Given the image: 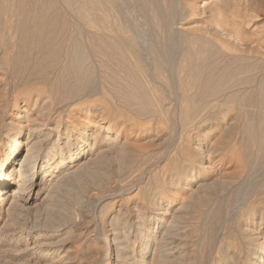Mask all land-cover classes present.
<instances>
[{"label": "rangeland", "instance_id": "1", "mask_svg": "<svg viewBox=\"0 0 264 264\" xmlns=\"http://www.w3.org/2000/svg\"><path fill=\"white\" fill-rule=\"evenodd\" d=\"M228 1L197 0L188 22L175 26L176 30L172 29V34L178 35L180 39L190 38L189 36L193 38V35L202 37L199 41H203L208 46L206 64L211 63L215 68L194 74L197 76L190 75L188 79L195 81V84L192 82L194 85L191 83L190 86L182 87L185 85L182 82L186 77L185 73L175 74L176 77L168 76V73L156 70L152 66L149 67L150 60L148 65L141 63V68L138 71L131 67L130 64L133 63L131 61L134 59L132 60L131 56L128 54V57L126 53L128 44L115 41L117 46L114 45V40H116L114 29H112L114 28L112 22L115 16L114 10L109 12L110 20L107 19L111 22L104 20L105 23L100 17L101 14L99 15V10H95L99 12L96 14L97 12L91 9L95 15L91 11L92 18H86L87 15L82 12L84 0H0V161L5 158L6 152H8V135L18 133L16 138L22 143L19 152L21 157L25 150L24 141L27 138L29 127L38 125L39 123L36 122H42L40 118L43 119L44 117L43 120L46 123L40 124L44 123L48 124V127L51 126L54 139L60 135L61 142L67 138V135H70V146H82V143L76 141L75 138L78 133L83 131L84 138L88 143V145L83 146L87 151L86 155L80 156L70 166L67 165L62 169L57 168L58 171L54 168L59 162V159L57 161V153L55 149L50 150V163L47 164L48 173L46 172L48 175L43 178L40 185L39 179L41 177L39 178L37 175L34 177L31 201L25 203L24 208L21 209L20 206L19 209L12 212H8L6 209L8 203L1 206L0 264H60L58 262L62 264H124V255L119 257V260L116 257L118 247L115 243V238L118 235L121 239L126 237L118 230L124 222H129L128 226H131L129 230L134 231V233L131 231L132 235L129 236V240H132L130 244L134 245L136 252L134 255L138 260L140 259L134 264L143 262V264H154L156 258L153 254L155 252L157 254V250L155 251L154 246H152L149 251H145V243L148 238L144 237L147 234H140L142 227L147 225L144 222L145 218L147 220V216L153 212L158 213L159 218L182 214L179 217L182 218L183 216L185 221L189 222L194 211L196 212L197 208H200L201 211V208L204 207L205 209L202 210L207 212L205 219L199 223L200 226L197 227L199 230L196 228L199 236L185 238L188 241L185 248V254L188 258L184 253L183 255H185L184 260L187 259L185 262L192 258V263L190 260L187 262L188 264H199V262L210 264L212 255L209 252L213 249L214 242L216 245L225 239L223 228H221L224 219L229 214H234L235 208L240 206L242 199H253L254 193L258 196V193L261 192L257 189L264 182V41H261V46L252 41L260 36V32L263 31L264 34V0H233L231 6ZM219 3L223 6L226 4L224 10L227 9L244 16L242 24L236 26L242 34L243 40L238 41L233 36L227 35L226 30H223L224 28L220 24H224L227 14H219L218 10H215ZM122 5L124 9L122 28L125 31H130L129 33L134 30L133 32H136H132L134 39L139 35L137 41L135 40L136 43H139L141 51H144L151 58L150 52L154 46L152 37L154 32L139 0H123ZM75 30L80 32L77 36H80V39L83 36L84 42V33L91 34L90 37L88 36L91 39L86 40H90L88 41L90 43H88L89 52L93 54L92 56L89 54L91 56L89 61L91 60L94 64L95 71L93 70V81L90 79L92 85L89 83V87L96 89L93 90L94 93L97 91L100 93H93L90 95L91 97L83 96V100L82 93L79 94L78 98L68 92L67 94H65L66 92L56 94L58 96L54 97L55 95L49 92V95L45 93L48 96L43 94L37 103L34 102L36 100L35 97L33 98L34 95H27V92L33 93L37 87L48 84L47 82L55 73V67L63 60L62 57L64 58L62 50L70 42L69 34L75 36ZM94 36H97V42L96 39H92ZM119 44H123L122 47L124 46L125 49L121 47V50ZM95 50L99 54H96ZM117 50H121L125 56L118 55L121 52H117ZM102 51L105 56H100ZM116 58L118 59L116 60ZM225 60L228 62L227 64H225ZM56 63L58 64L56 65ZM224 64H229L226 67L227 70L216 68V66H223ZM100 66L101 68H99ZM182 76L183 79H181ZM88 82L86 80V83ZM95 86L96 88H94ZM60 94L66 95L67 104L72 106L67 105V101L65 98L64 101L63 95L61 97ZM125 94L132 96L133 101L129 100L132 99L129 96L128 102L126 100L128 96ZM225 94H229V98L218 107L219 103L217 104V101L213 99ZM94 95H98L97 98ZM139 95L143 96L139 97ZM54 98L58 99L61 104ZM112 98H114L113 101ZM43 99L47 101L45 100V102ZM148 99L150 102H147ZM214 101L215 103H213ZM110 102L111 104L114 102L115 108L118 106L119 109L120 107V115L113 120L117 126H114V133L120 130V140L116 143L117 145L115 144L116 146L96 144L92 148L94 140L91 133L96 129V125L101 122L100 118L103 112H108L111 109ZM82 103H84L83 108ZM46 105L49 106L48 109L43 107ZM77 105L78 108H76ZM113 105L112 108L114 109ZM212 105L214 107L216 105V108ZM73 107L75 108L73 109ZM87 109L91 114L90 122L85 119ZM218 109L222 111L219 116L216 113ZM27 114L31 115L32 118L35 117L34 121L36 122H30L31 124L29 121L27 122L25 117ZM21 115L24 116L21 117ZM36 116H38L37 119ZM220 131L223 135L219 133ZM104 132L103 128L99 129L100 134ZM220 134L222 137H219ZM215 136L223 140L219 141L220 139L218 140ZM44 153L42 157L46 155L47 151ZM19 156L17 161L20 159ZM42 159H39L40 163ZM41 165H38L36 170L41 169ZM184 165L189 167L187 181H182L180 184L175 183V186L172 182L174 179L172 176L176 175L174 171L179 170ZM97 167L104 169L100 171ZM53 169L55 172L51 175ZM70 169L72 171H69ZM93 170L96 171V178L94 179L87 176V173L93 172ZM64 171L65 173L68 172L63 174ZM59 176L63 177L60 178ZM91 180L97 182L91 183ZM84 183L86 185H83ZM171 186L177 189H172ZM221 187L224 188L221 189ZM218 188L223 191H221L222 195ZM217 189L218 192H216ZM207 194L208 196H206ZM180 200L195 204V208L193 205H188L190 209L186 206L182 209V204L185 202ZM200 200L203 202L202 204ZM178 203L181 204H179L181 210ZM202 205L203 207H197ZM206 206L209 210H206ZM163 208L166 210V214H162ZM176 208H178L177 213ZM182 210L190 211L187 213L192 215L184 214L186 218ZM137 215L143 216H139L137 220ZM232 216H229V221H227L230 225L233 224L235 229L247 228L246 224L235 221ZM230 217H232V222ZM206 219L208 221H205ZM159 224L161 223L159 222ZM215 228L216 230H214ZM218 238L220 239L218 240ZM196 240L199 241V243L196 242L197 245L194 244ZM192 241L194 242L192 243ZM188 246H190L189 252L187 251ZM191 246L195 247L192 249ZM194 250L195 254L192 253ZM47 252H53V254L48 256ZM193 254L194 256L198 255L193 258ZM206 254L208 258L205 257ZM152 256L155 258H153L154 261L150 259ZM56 258H61V261ZM196 258H199V262Z\"/></svg>", "mask_w": 264, "mask_h": 264}, {"label": "bare ground", "instance_id": "2", "mask_svg": "<svg viewBox=\"0 0 264 264\" xmlns=\"http://www.w3.org/2000/svg\"><path fill=\"white\" fill-rule=\"evenodd\" d=\"M130 1V0H129ZM233 0H229L228 1V4H233L232 3ZM122 2L123 0H84V6L82 7V12L87 15L86 18L89 19V17L92 18L91 16V11H95V10H99V12H97L96 14L99 13L100 17H102L103 21L104 20H110L109 16V12H112L111 10H114V18L112 19V22L114 24V33H115V41L117 42H125L126 44H128V47L127 48V55L129 54L132 58L133 62L131 67L133 69H137L136 71H138V69L141 68L140 64L143 63V65L147 64L148 65V61L150 60L151 64H149L148 66L149 67H155L156 70H160L162 72H165V73H168L169 75L168 76H174L176 77V75L178 74H184L186 75L185 79L182 81L183 83H185V85H181L182 87L188 85L190 86L191 83L193 81H190L188 79V77L190 75H194L196 73H201V72H204L205 70H209V69H215L213 68L214 65L211 64V63H208L206 64V59H207V56H208V50H207V45L202 41H199L200 38L202 37H198L197 35H193V38H191V36H189L190 38H183V39H180L179 36L176 34H172L173 31L172 29L174 30L179 24H184L186 22H188L189 18H190V13H192L194 11V8H195V5L197 4V0H139V3L141 5V8L143 9L145 15L147 16V19H148V22L150 23L151 25V29H153V32H154V36L153 39H154V46L151 50V58H149V56H147V54L144 53V51H141V48L139 47V43H136V39H134V37L132 36V32L134 31H131V33H129L130 31H125L123 28H122V24L124 23V19H123V5H122ZM225 2V1H224ZM227 3V2H226ZM225 4V3H224ZM226 5V4H225ZM224 5V6H225ZM221 3L218 4V6L216 7L215 10H218V13L219 14H224L226 13L224 16L226 17L225 18V22L224 24H220L224 29L223 30H226L225 33H227V35H231L233 36L234 38H236L238 41L240 40H243V36L242 34L238 31L237 27L236 26H240L244 20V16L240 15L239 13L237 12H230L228 11L227 9L224 10L223 8H225ZM228 7V6H227ZM92 9V10H91ZM105 10V11H104ZM81 11V10H80ZM90 11V12H89ZM92 11V13H93ZM102 11V13H101ZM81 12V13H82ZM95 12L93 13L95 15ZM228 12V13H227ZM192 15V14H191ZM84 17V16H83ZM81 18V17H80ZM87 19V20H88ZM107 20V21H108ZM105 22V21H104ZM108 22H111V21H108ZM123 22V23H122ZM130 22V21H129ZM106 23V22H105ZM122 23V24H121ZM103 24V23H102ZM101 24V25H102ZM132 24V23H131ZM77 25V24H76ZM110 25V24H109ZM122 25V26H121ZM133 25V24H132ZM82 27V26H81ZM96 27V26H95ZM99 27V26H98ZM101 27V26H100ZM112 27V26H111ZM102 28V27H101ZM100 28V29H101ZM109 28V27H108ZM77 29H78V25H77ZM104 29V27H103ZM74 30V29H73ZM85 30V29H83ZM108 30V29H107ZM176 30V29H175ZM77 30H75L74 34H76L75 36L74 35H70V37L68 38L69 39V44L67 46H64V50H62L63 52V55H64V58L62 57V61H60V64L56 63V65L58 64L57 67H55V73H53V77L49 80V82H47L46 86H43V87H35V91L32 93H28L27 92V95L30 94L31 96H33V98L35 97V101L37 103L38 99H41L43 94L47 93L48 95L50 93H53L55 96L54 97H57L56 94H59V93H63V92H66L65 94H67V92L70 94V95H74L76 97L79 98V94L82 93L81 97H87V96H90L91 94L93 95V90H96V89H93V88H90L89 87V83H91L92 85V73H93V70H94V64L92 63V61L90 60L89 61V58L92 56V54H90L89 52V46H88V41L90 40H86V39H91V38H88V36L90 37L91 34H87L84 33V40L85 42L83 41V36H82V39H80V36H77L79 35L78 32H76ZM80 31V30H79ZM86 31V30H85ZM89 31V30H88ZM100 31V30H99ZM103 31V30H102ZM109 31V30H108ZM83 32V31H82ZM106 32V31H105ZM224 32V31H223ZM70 33H72L70 31ZM90 33V32H89ZM102 33V32H101ZM112 33V31H111ZM133 33H136V32H133ZM151 33V32H150ZM103 34V33H102ZM138 34V33H137ZM178 34V33H177ZM94 35V34H93ZM97 35V34H96ZM108 35V34H107ZM201 35V34H199ZM98 36V35H97ZM97 36H94V38L92 37V39H96V42H97ZM105 36V35H104ZM103 36V37H104ZM195 36V37H194ZM106 37V36H105ZM113 37V36H112ZM181 37V36H180ZM67 38V37H66ZM110 38V37H109ZM64 39V38H63ZM62 39V40H63ZM151 39V38H150ZM98 40H101V39H98ZM109 40V39H108ZM136 40V41H135ZM264 41V34H263V31L260 32V36L254 38L252 41L257 43L258 45H260L261 41ZM83 41V42H82ZM67 42V41H66ZM100 42V41H98ZM104 42V40H103ZM152 42V41H151ZM152 42V43H153ZM113 43V42H112ZM63 44V43H62ZM90 44V43H89ZM93 44V43H92ZM98 44V43H97ZM100 44V43H99ZM110 44V43H109ZM108 44V45H109ZM95 45V44H93ZM104 45V44H103ZM114 45H116V42L114 43ZM120 45V44H119ZM123 45V44H122ZM122 45H120V49L122 50V48H124V46L122 47ZM262 45V44H261ZM260 45V46H261ZM112 46V44H111ZM117 46V45H116ZM106 47V46H105ZM110 47V46H109ZM122 47V48H121ZM94 48V47H93ZM99 49V47H97ZM108 48V47H107ZM115 48V46H114ZM117 48V47H116ZM96 49V48H94ZM93 49V50H94ZM125 49V48H124ZM116 50V49H115ZM121 50H117L121 52ZM150 50V49H149ZM90 51H91V48H90ZM96 51V50H95ZM100 51V49H99ZM107 51V50H106ZM112 51V50H111ZM110 51V52H111ZM93 52V51H92ZM101 52V51H100ZM125 52V51H124ZM123 52V53H124ZM96 54L98 53V51L95 52ZM104 52L102 51V54ZM148 53V52H147ZM91 56H90V55ZM99 54V53H98ZM100 54V56H105V53L102 55ZM62 55V54H61ZM116 55V53H115ZM118 55H124L121 53H118ZM117 55V57H119ZM128 55V57H129ZM230 55V54H228ZM125 56V55H124ZM95 57V56H94ZM98 57V56H97ZM123 57V56H122ZM122 57H121V62H122ZM232 57V56H231ZM235 57V56H233ZM60 58V56H59ZM111 58V57H110ZM124 58V57H123ZM130 58V60H131ZM56 59V58H55ZM91 59V58H90ZM95 59V58H94ZM118 58H116L117 60ZM126 60V58H124ZM216 59V58H215ZM59 60V59H57ZM115 60V61H116ZM226 61V60H225ZM224 61V62H225ZM231 61V60H230ZM57 62V61H56ZM112 62V61H111ZM117 62V61H116ZM129 62V63H131ZM213 62V61H212ZM228 62L226 61L225 64H227ZM231 63V62H230ZM104 64V63H103ZM120 64V63H118ZM123 64V63H122ZM127 64V63H126ZM223 65V66H216L217 69L219 68H223V70H227L226 67L229 66L228 65ZM53 65V64H52ZM99 65V64H98ZM106 65V64H104ZM109 65V64H108ZM142 65V66H143ZM103 66V65H102ZM110 67V66H109ZM127 67V66H125ZM130 67V68H131ZM144 67V66H143ZM52 68V66H51ZM101 68V66L99 67ZM120 68V66H119ZM123 68V67H122ZM131 68V69H132ZM129 69V68H127ZM130 69V70H131ZM154 69V68H153ZM103 70V69H102ZM120 70V69H119ZM122 70V69H121ZM125 70V69H124ZM53 71V70H52ZM95 71V70H94ZM110 71V70H109ZM108 71V72H109ZM127 71V70H126ZM51 72V71H50ZM105 72V71H104ZM111 72V71H110ZM52 73V72H51ZM95 73V72H94ZM50 74V73H49ZM156 74V73H155ZM160 74V73H158ZM164 74V73H163ZM162 74V75H163ZM176 74V75H175ZM97 75V73H96ZM95 75V76H96ZM166 75V74H165ZM48 76V75H47ZM161 76V74H160ZM194 76H197V75H194ZM193 76V77H194ZM164 77H167V76H164ZM170 77V78H171ZM173 77V78H174ZM192 77V78H193ZM102 78V77H101ZM105 78V77H103ZM159 78V77H158ZM169 78V77H167ZM169 78V79H170ZM197 78V77H195ZM44 79V78H43ZM46 79V78H45ZM90 79H92V81L90 82ZM96 79V78H95ZM98 79V78H97ZM108 79V78H107ZM127 79V78H126ZM183 79V76L182 78ZM86 80H88L89 82L86 83ZM100 80V79H99ZM162 80V79H161ZM176 80V79H175ZM48 81V80H47ZM178 81V80H177ZM176 81V83H177ZM181 81V80H179ZM105 82V81H104ZM162 82V81H161ZM107 83V82H106ZM113 83V82H111ZM117 83V82H116ZM115 83V84H116ZM195 84V81L193 82ZM192 83V84H193ZM127 84V83H126ZM193 84V85H194ZM198 84V82H197ZM29 85H32V84H29ZM28 85V86H29ZM36 85V84H35ZM40 85V84H39ZM38 85V86H39ZM96 85V84H95ZM106 85V84H105ZM27 86V87H28ZM150 86V85H149ZM239 86V85H238ZM124 87V86H123ZM126 87V86H125ZM192 87V86H191ZM21 88V87H20ZM23 88V87H22ZM89 88V89H88ZM96 88V86L94 87ZM145 88V87H144ZM31 89V88H30ZM28 89V90H30ZM122 89V88H121ZM153 89V88H152ZM179 89V88H178ZM185 89V88H184ZM22 90V89H21ZM20 90V91H21ZM34 90V89H33ZM98 90V89H97ZM131 90V89H130ZM18 91V90H17ZM25 91V90H23ZM124 91V90H123ZM50 92V93H49ZM99 92V91H97ZM96 92V93H97ZM194 92V91H193ZM22 93V91H21ZM94 93V94H96ZM100 93V92H99ZM118 93V92H117ZM121 93V92H120ZM134 93V92H132ZM137 93V92H135ZM23 94V93H22ZM26 94V93H25ZM45 94V96L47 95ZM52 94V96H53ZM68 94V95H69ZM128 94V93H127ZM130 94V93H129ZM139 94V93H138ZM138 94H135V95H138ZM232 94V93H231ZM47 95V96H48ZM61 95V94H60ZM63 95V97H62ZM61 97L65 98L66 95L62 94ZM99 95V94H98ZM97 95V96H98ZM118 95V94H117ZM121 95V94H119ZM126 95V94H125ZM132 95V94H131ZM186 95V94H185ZM52 96H49V97H52ZM96 96V95H94ZM96 96V98H97ZM102 96V95H101ZM124 96V95H123ZM128 96L127 97V101H128V98H132V99H129V100H132L133 101V97L130 96V95H126ZM130 96V97H129ZM143 96V95H141ZM139 95V97H141ZM30 97V96H29ZM28 97V98H29ZM60 97V96H59ZM84 97H83V100H84ZM91 97V96H90ZM125 97V96H124ZM138 97V96H137ZM46 98V97H45ZM67 98V97H66ZM65 98V100H66ZM121 98V97H120ZM126 98V97H125ZM143 98V97H142ZM148 98V97H146ZM170 98V97H169ZM229 98V94H225L223 96H217L215 97L213 100L217 101L216 103L218 105V107H220V104H222L223 102H225V100H227ZM48 99V98H47ZM52 99V98H51ZM56 99V98H54ZM71 99V98H70ZM81 99V98H80ZM78 99V100H80ZM99 99V98H98ZM97 99V100H98ZM104 99V98H103ZM114 98H112V101H113ZM123 99V98H122ZM121 99V100H122ZM140 99V98H139ZM150 99V98H149ZM148 99L147 102H150ZM188 99V98H187ZM46 100V99H45ZM43 99V101H45ZM58 101V103H60V101L58 99H56ZM64 100V101H65ZM68 100H69V97H68ZM73 100V99H72ZM95 100V98H94ZM111 100V99H110ZM124 100V99H123ZM126 100H124L126 102ZM152 100V99H151ZM43 101H41L43 103ZM47 101V100H46ZM45 101V102H46ZM56 101V102H57ZM67 101V100H66ZM74 101V100H73ZM75 101H76V98H75ZM74 101V102H75ZM120 101V100H119ZM137 101L139 102V100L137 99ZM200 101V100H199ZM206 101V100H205ZM212 101V99H211ZM215 101L213 103H215ZM55 102V103H56ZM63 102V101H62ZM72 102V101H71ZM78 103V101H76ZM75 102V103H76ZM96 102V101H95ZM102 102V101H101ZM109 102V101H108ZM115 102V101H114ZM114 102H112L114 104ZM129 102V101H128ZM135 102V101H134ZM144 102V101H143ZM158 102V101H157ZM209 102V101H208ZM41 103V105H42ZM53 103V102H52ZM51 103V104H52ZM64 103V102H63ZM68 103V101L66 102V104ZM70 103V102H69ZM76 103V104H77ZM87 103V102H86ZM212 102H210V104H213ZM44 104V103H43ZM54 104V103H53ZM61 104V103H60ZM65 104V103H64ZM74 104V103H73ZM109 104V103H107ZM111 104V102H110ZM111 104V109L107 106V108H109L110 110L107 112H103V114L101 115V118H100V123L98 125H96V129L91 133V137H93V146L92 148H94L96 146V144H104V145H115L116 143L119 142L120 140V136L121 134L119 133V131L117 133H114V126H116V122H114L113 120L116 119L118 117V115H120L119 113V110H120V107L118 109V106L117 108L114 107V105ZM134 104V103H133ZM139 104V103H138ZM148 104V103H147ZM152 104V103H151ZM156 104V103H155ZM209 104V105H210ZM55 105V104H54ZM57 105V103H56ZM67 105H71V104H67ZM86 105V104H85ZM104 105V104H103ZM112 105L114 107V109L112 108ZM154 105V104H153ZM158 105V104H157ZM72 106V105H71ZM84 106V103H82V108ZM123 106V105H122ZM131 106V105H129ZM201 106V105H200ZM213 106V105H212ZM34 107V106H33ZM42 107V106H40ZM43 107H47L46 106H43ZM55 107V106H54ZM80 107V106H79ZM125 107V106H124ZM123 107V108H124ZM163 107V106H162ZM214 107V106H213ZM217 107V108H218ZM35 108V107H34ZM45 108V109H46ZM61 108V107H59ZM65 108V107H64ZM70 108V106H69ZM75 107H73L74 109ZM78 108V105L77 107ZM122 108V110H123ZM209 108V107H208ZM216 108V105L215 107ZM53 109V108H52ZM72 109V108H71ZM104 109V108H102ZM114 112H113V110ZM158 109V108H157ZM232 109V108H231ZM40 110V109H39ZM37 110V111H39ZM58 110V109H57ZM61 110V109H60ZM107 110V109H106ZM72 111V110H71ZM70 111V112H71ZM74 111V110H73ZM72 111V112H73ZM167 111V110H166ZM216 111V110H215ZM228 111V110H226ZM62 112V111H61ZM124 112V111H123ZM213 112V111H212ZM222 111H220L219 109L217 110V115L219 116L220 113ZM25 113V112H24ZM39 113H41L39 111ZM51 113V112H50ZM114 113V114H113ZM122 113V112H121ZM141 113V112H140ZM26 114V113H25ZM30 114V113H29ZM27 114L25 117L27 119V122L29 121V123H33V122H36L34 121L35 117L32 118L31 115ZM34 114V113H33ZM43 114V113H42ZM45 114V113H44ZM43 114V115H44ZM62 114V113H61ZM113 114V116H112ZM125 114V113H124ZM131 114V113H130ZM210 114H212L210 112ZM228 114V113H227ZM41 115V114H39ZM207 115V114H206ZM24 116V115H21V117ZM42 116V115H41ZM52 116V115H50ZM77 116V115H76ZM209 116V115H208ZM38 116H36V119H37ZM44 117V116H42ZM57 117V116H56ZM67 117V116H66ZM70 117V116H69ZM127 117V116H126ZM198 117V116H197ZM214 117V116H212ZM45 118V117H44ZM43 118V119H44ZM49 118V117H48ZM59 118V117H57ZM84 118V117H82ZM25 119V121H26ZM39 119V118H38ZM42 120V122H44V120L42 118H40ZM47 119V118H46ZM61 119V118H60ZM87 120V122H90L91 121V114L89 113L88 109H87V116L85 118ZM128 119V118H127ZM200 119V118H199ZM48 120V119H47ZM50 120V119H49ZM130 120V119H129ZM127 120V121H129ZM139 120V119H138ZM198 120V119H197ZM219 120H220V117H219ZM40 121V120H39ZM46 121V120H45ZM60 121V120H58ZM124 121V120H123ZM42 122H36V123H39L38 125H31L29 127V130H28V135H27V140L25 139L24 141V144H25V150L23 151V153L21 154V157L19 156V152H20V145L22 143H20L19 140H17V134L18 133H10L8 135V143H9V146H8V152H6L7 154L5 155V158H3L1 161H0V208L1 206L5 205V204H9L8 207H6L7 211L8 212H12V211H16L17 209L20 208L21 206V209L23 207V205L25 203H28L29 201H31V198H32V186L34 185L33 183V180H34V177L37 175V177H41V179H39L40 183L39 185L41 184V181L43 180L44 177H46L48 174H46V172L48 173V170H47V164H49V159H50V155H51V152L50 150L52 149H55L56 153H57V161L59 159V162L57 163V165H55V170L58 169H62L64 168L65 166H70L72 163L74 164V162H76L78 160V158L80 156H83L87 151L85 150V148L83 147L84 145H88V143L86 142L85 138H84V133L83 131L81 133H78L77 137L75 138L76 141L78 142H81L82 143V146H78V145H75V146H70V141H69V136L67 135V138H63L64 141H61L60 142V135L54 139V137L52 136V132L51 130L53 131V129H51L49 126L48 127V124H44L46 122H44L43 124H40ZM56 122V121H55ZM126 122V120H125ZM131 122V120H130ZM26 123V122H25ZM30 123V124H31ZM127 123V122H126ZM27 124V123H26ZM29 124V125H30ZM35 124V123H34ZM71 124V123H70ZM96 124V123H95ZM141 124V123H140ZM226 124V123H225ZM128 125V124H127ZM126 125V126H127ZM57 126H60V125H57ZM56 126V127H57ZM130 126V125H129ZM132 126V124H131ZM227 126V125H226ZM55 127V128H56ZM84 127V126H83ZM117 127V126H116ZM54 128V129H55ZM82 128V127H81ZM86 128V127H85ZM105 131L104 133L100 134L99 133V129H102ZM49 129V130H48ZM57 129V128H56ZM68 130V129H67ZM80 131V130H79ZM78 131V132H79ZM131 131V130H130ZM211 131V130H210ZM56 132V131H55ZM125 133V132H124ZM187 133V132H186ZM208 133V132H207ZM219 133L222 134V132L220 131ZM219 135V137L222 135ZM63 135V134H61ZM126 135V134H125ZM128 136V135H127ZM225 136V135H224ZM66 137V136H64ZM216 137V136H215ZM122 138V137H121ZM217 138V137H216ZM224 138V137H223ZM126 139V138H125ZM218 139V138H217ZM220 139V138H219ZM218 139V140H219ZM226 139V138H224ZM223 140L222 138L219 140L221 141ZM227 140V139H226ZM217 142V141H215ZM77 143V142H76ZM220 143V142H219ZM222 143V142H221ZM92 144V143H91ZM216 144V143H215ZM229 144V143H228ZM117 145V144H116ZM115 145V146H116ZM218 145V144H217ZM221 145V144H220ZM22 146V145H21ZM119 146V145H118ZM123 146V145H122ZM234 146V145H233ZM232 146V147H233ZM217 147V146H216ZM219 147V146H218ZM227 147V146H226ZM231 147V149H232ZM230 148V147H229ZM97 149V148H96ZM99 149V148H98ZM219 149V148H218ZM222 149V148H221ZM226 149V148H224ZM236 149V148H234ZM47 151L46 155L42 157V154ZM92 151V150H91ZM182 151V150H181ZM184 151V150H183ZM224 151V150H223ZM238 151V150H237ZM102 152V151H101ZM216 152V151H215ZM225 152V151H224ZM234 152V151H233ZM97 153V152H96ZM210 153V152H209ZM213 153V152H212ZM45 154V153H44ZM86 155V154H85ZM233 155V154H232ZM20 157V159H18L17 161V157ZM91 156V155H89ZM185 156V155H184ZM229 156V155H228ZM235 156V155H234ZM88 157V156H87ZM224 157V156H223ZM231 158V156H229ZM228 157V158H229ZM40 158H43L42 159V162L40 163ZM180 158V157H179ZM233 159V157H232ZM237 160V158H236ZM239 160V159H238ZM84 161V160H83ZM86 161V159H85ZM241 161V160H240ZM49 162V163H48ZM239 162V161H238ZM182 163V162H181ZM240 163V162H239ZM41 165V169H37V166L38 165ZM82 164V163H81ZM190 164V163H189ZM79 165V164H78ZM246 165V164H245ZM87 166V165H86ZM85 166V167H86ZM75 167V166H74ZM99 167L102 168L101 165H99ZM251 167V166H250ZM93 168V167H92ZM91 168V169H92ZM95 168V167H94ZM101 168H98L100 171L103 170ZM172 168V167H171ZM188 166L187 165H184L183 167L176 169V171H174L176 173L175 176H172L174 179H172L173 183H177V184H180L182 181H185L187 179V177L189 176V173H187V170H188ZM76 169V168H75ZM191 169V168H190ZM245 169V167H244ZM55 170H51V175L55 172ZM58 171V170H57ZM69 171H72L71 169ZM106 171V170H105ZM68 172V171H67ZM66 172V173H67ZM88 172V171H87ZM62 173V172H61ZM65 173V171L63 172V174ZM65 173V174H66ZM102 173V172H100ZM104 173V172H103ZM165 173V172H164ZM49 174V175H50ZM174 174V173H172ZM242 174V173H241ZM62 175V174H61ZM83 175V174H82ZM66 176V175H65ZM64 176V177H65ZM87 176L89 178H96V171L93 170V172H89L87 173ZM98 176V175H97ZM104 176V175H103ZM60 177V176H59ZM63 177V176H61ZM60 177V178H61ZM79 178V177H78ZM77 178V181L79 180ZM109 178V177H108ZM263 178V177H262ZM38 179V178H37ZM81 179V178H80ZM100 179V178H99ZM57 180V179H56ZM60 180V179H59ZM98 180V179H97ZM101 180H102V177H101ZM106 180V179H105ZM109 180V179H108ZM62 181V180H61ZM76 181V182H77ZM86 181V180H85ZM89 181V180H88ZM87 181V182H88ZM93 183V181L95 180H91ZM100 181V180H99ZM167 181V180H166ZM187 181V180H186ZM185 181V182H186ZM236 181V180H235ZM57 182V181H56ZM81 183V181H79ZM78 182V184H80ZM90 182V181H89ZM97 182V181H95ZM190 182V181H189ZM61 183V182H60ZM101 183V181L99 182ZM170 183V182H169ZM201 183V182H200ZM226 183V182H224ZM232 183V182H231ZM262 183V182H261ZM259 183V184H261ZM98 184V183H96ZM172 184V183H170ZM52 185V184H50ZM57 185V184H56ZM55 185V186H56ZM82 185V184H81ZM83 185H86V183H84ZM165 185V184H164ZM168 185V184H167ZM186 185V184H185ZM212 185V184H211ZM214 185V184H213ZM229 185V184H228ZM79 186V185H78ZM98 186V185H97ZM169 186V185H168ZM167 186V187H168ZM176 186V184H175ZM178 186V185H177ZM197 186V185H196ZM257 186V185H256ZM50 187V186H49ZM172 189H177L176 187L173 188V186H171ZM212 187V186H211ZM229 187V186H228ZM227 187V188H228ZM258 187V186H257ZM54 188V187H52ZM56 188V187H55ZM84 188V187H83ZM82 188V189H83ZM170 188V187H169ZM197 188V187H196ZM215 188V187H214ZM224 188V187H223ZM221 187V189H223ZM226 188V187H225ZM181 189V188H180ZM220 189V188H218ZM216 190V192H218L219 190ZM220 189V192L221 195L223 194L222 190ZM34 190V189H33ZM48 190V189H47ZM55 190V189H54ZM141 190V188H140ZM170 190V189H169ZM179 190V189H178ZM198 190V188H197ZM228 190V189H226ZM256 190V189H255ZM258 191H260L261 193H258V196H256V193H254L253 195V199H242L241 203H240V206L235 208L236 210L234 211V214H229L228 217H226L223 221V224H222V227L223 228V234H224V240L218 244L215 245V242H214V247L213 249L210 250V255L211 256V260L209 261L210 264H264V182L263 184L260 185V187L257 189ZM52 191V190H51ZM103 191V190H102ZM166 191V190H165ZM172 191V190H171ZM222 191V192H221ZM225 191V190H224ZM230 191V190H229ZM49 192V190H48ZM202 192V191H201ZM209 192V191H207ZM138 193V191H137ZM172 193V192H171ZM175 193V191H174ZM198 193V192H197ZM200 193V192H199ZM155 194V193H154ZM216 194V193H215ZM49 195V194H48ZM179 195V194H177ZM198 195V194H197ZM203 195V194H202ZM216 195H220V194H216ZM220 195V196H221ZM227 195V194H226ZM149 196V195H148ZM208 196V194L206 195ZM223 197V196H222ZM221 197V198H222ZM247 197V196H245ZM185 198V197H184ZM190 198V197H189ZM199 198V196H198ZM201 198V197H200ZM81 200V199H80ZM79 200V201H80ZM185 200V199H184ZM184 200H180V201H184ZM193 200V199H192ZM197 200V199H196ZM210 200V199H209ZM208 200V201H209ZM201 201V200H200ZM207 201V200H206ZM170 202V201H169ZM174 202V201H173ZM172 202V203H173ZM185 202V201H184ZM195 202V201H194ZM182 203V202H181ZM187 205H186V204ZM182 204V209L185 208H188L190 209L189 207L193 204H191L190 202H185ZM190 203V204H189ZM203 202L201 201V204ZM214 203V202H213ZM150 204V203H149ZM159 204V203H158ZM180 203H178L179 205ZM200 204V205H201ZM171 205V204H170ZM181 205V204H180ZM179 205V206H180ZM190 205V206H188ZM26 206V205H25ZM194 208H195V204L193 205ZM192 206V207H193ZM163 207V206H162ZM161 207V208H162ZM172 207V206H171ZM178 207V206H177ZM197 207H203L202 206H197ZM24 208V207H23ZM27 208V206L25 207ZM146 208V207H145ZM166 208V207H165ZM170 208V207H169ZM181 208V206L179 207V209ZM207 208V206H206ZM65 209V208H64ZM152 209V208H150ZM198 209V208H197ZM196 209V212L194 211L193 215L190 214V213H187V212H190V211H183V215H187V214H190L192 215L193 217H191V221L187 222V220L185 221V219L179 216H181V212L179 216H177L178 214H174V215H171V216H167V217H161L159 218L158 216V213H154L153 214H150L147 216V220L145 218V223L147 224L146 226L144 225V227H142V229L140 230V234H147L145 235L144 238H148L147 239V242L145 243V251H149L151 249L152 246H154L155 248V251L157 250V254L156 252L153 254L155 255V258L152 256L150 259L152 260L153 258V261H154V264H184V263H187L190 262L192 263V258L189 259V261H186L187 259L184 260V256L187 254H185V248L187 246V242L186 241V237L189 236V238L191 237H196L198 234L196 232V228L199 227V223H201V220L205 219V211H203L205 209L204 208H201V211L198 209L197 211ZM203 209V210H202ZM211 209V208H210ZM27 210V209H26ZM163 212L162 214H166V210L163 208ZM174 210V209H173ZM172 210V211H173ZM178 211V208L175 209V211ZM181 210V209H180ZM187 210V209H185ZM195 210V209H193ZM206 210H209V208H207ZM232 210V209H231ZM56 211V210H55ZM174 211V212H175ZM176 211V213H177ZM192 211V209H191ZM0 212H2V210L0 209ZM5 212V211H4ZM3 212V213H4ZM6 212V213H8ZM138 212V211H137ZM142 212V211H141ZM186 212V213H185ZM193 212V211H192ZM14 213V212H13ZM19 213V212H18ZM62 213V212H61ZM168 213V212H167ZM173 213V212H171ZM66 214V213H65ZM209 214V213H208ZM9 215V213H8ZM63 215V214H62ZM169 215V214H168ZM184 215V216H185ZM189 215V216H190ZM225 215V214H224ZM139 216H143V215H137V220L139 218ZM209 216V215H208ZM207 216V217H208ZM229 216H232L233 219L235 221H238L240 223H244V225L246 224L247 225V228H243V229H235L233 224H229L227 221ZM115 217V216H114ZM145 217V216H144ZM186 217V216H185ZM206 217V218H207ZM232 217H230V221L232 220ZM62 218V217H60ZM117 218V217H116ZM126 218V217H125ZM187 218V217H186ZM112 219V218H111ZM123 219V218H122ZM140 220V219H139ZM143 220V219H142ZM141 220V221H142ZM190 220V219H189ZM112 221V220H110ZM205 221H208L207 219ZM51 222V221H50ZM131 222V221H130ZM136 222V221H135ZM139 222V221H138ZM137 222V223H138ZM159 222L161 224H159ZM232 222V221H231ZM230 222V223H231ZM111 223V222H110ZM114 223V222H113ZM136 223V224H137ZM140 223V222H139ZM138 223V224H139ZM204 223V222H203ZM202 223V224H203ZM238 223V224H240ZM123 224V222H122ZM129 222H124V224L121 226V225H118V226H121L119 227L118 230H120L121 234H125L126 237H124L123 239H121L119 237V235L115 238V244H114L118 247V251H117V255L116 257H118V260L120 259L119 257H122L123 255V258L125 260V263L124 264H134L136 263L137 261H139L137 259V257L134 255L135 252V249H134V245L132 246V244H130V241L132 240H129V236L132 235L131 231H133L131 229V231L129 230L131 226H128ZM131 224V223H130ZM142 224V223H141ZM214 224V223H213ZM114 225V224H113ZM140 225V224H139ZM143 225V224H142ZM199 225V226H198ZM208 225V224H206ZM241 225V224H240ZM5 226V225H4ZM136 226V225H135ZM134 226V227H135ZM202 227V226H201ZM236 227V226H235ZM7 228V227H6ZM138 228V227H137ZM140 228V227H139ZM235 231H234V229ZM239 228V227H237ZM117 229V228H116ZM205 229V228H204ZM138 230V229H137ZM145 230V231H144ZM197 230H199V228H197ZM216 230V228L214 229ZM232 230V231H231ZM237 230V231H236ZM202 231V230H201ZM200 231V232H201ZM207 231V230H206ZM136 232V230H135ZM209 232V231H208ZM1 233V232H0ZM134 233V231H133ZM138 233V232H136ZM135 233V234H136ZM196 233V234H195ZM199 233V231H198ZM222 232L220 231V234ZM222 235V234H221ZM220 235V236H221ZM144 236V235H143ZM147 236V237H146ZM160 236V237H159ZM199 236V235H198ZM216 236V235H215ZM219 236V235H218ZM217 236V237H218ZM139 237V236H138ZM216 237V238H217ZM223 237V236H222ZM136 238V236H135ZM221 238V237H220ZM218 238V240L220 239ZM2 238H0L1 240ZM201 239V238H200ZM214 239V238H213ZM114 240V239H113ZM199 240V239H198ZM212 241V240H211ZM40 242V241H39ZM42 242V241H41ZM46 242V241H45ZM194 241H192L193 243ZM197 240L194 242V244H196ZM206 242V241H205ZM50 243V242H49ZM190 243V242H189ZM188 243V244H189ZM199 243V241L197 242ZM217 243V242H216ZM37 244V243H36ZM51 244V243H50ZM142 244V243H141ZM211 244V243H210ZM38 245V244H37ZM49 245V244H48ZM193 245V244H192ZM197 245V244H196ZM195 245V246H196ZM206 245V244H205ZM55 246V245H54ZM194 246V247H195ZM209 246V245H208ZM213 246V245H212ZM189 247L188 246V249L187 251L189 250ZM193 246H191L192 248ZM193 247V248H194ZM199 247V245H198ZM56 248V247H55ZM140 248V247H139ZM142 248V247H141ZM192 248V249H193ZM154 250V249H153ZM48 251V250H47ZM55 251V250H54ZM53 251V252H54ZM129 251V253H128ZM186 251V252H187ZM190 251V250H189ZM188 251V252H189ZM192 251V250H191ZM53 252H50L48 254V256H50L51 254H53ZM154 252V251H153ZM46 253V252H45ZM62 253V252H61ZM183 253L185 255H183ZM195 254V250L192 252ZM209 253L207 252V254L209 255ZM194 254L192 255L193 258L198 255L196 254L194 256ZM207 254H206V258L207 257ZM60 255V254H59ZM152 255V254H151ZM183 256V257H182ZM191 256V255H190ZM59 257V256H57ZM197 257V256H196ZM141 258V257H140ZM143 258V257H142ZM141 258V259H142ZM188 258V256L186 257ZM204 258V257H203ZM57 259V258H56ZM61 258H58L57 260H60ZM197 259V258H196ZM199 259V258H198ZM197 259V260H198ZM55 260V258H54ZM52 260V261H54ZM123 260V259H122ZM148 260V259H147ZM195 260V259H194ZM193 260V261H194ZM203 260V259H202ZM206 260V259H205ZM61 261V260H60ZM143 261V260H142ZM150 261V260H148ZM152 261V262H153ZM56 262V260H55ZM147 262V261H145ZM195 262V261H194ZM199 262V260H198ZM60 264H62L61 262H58ZM118 263V262H117ZM144 263V262H143ZM141 263V264H143ZM190 263V264H191ZM196 263V262H195ZM203 263V262H201ZM199 262V264H201ZM51 264V263H50ZM54 264V263H52ZM151 264V263H150ZM153 264V263H152ZM188 264V263H187ZM204 264V263H203ZM208 264V263H207Z\"/></svg>", "mask_w": 264, "mask_h": 264}]
</instances>
